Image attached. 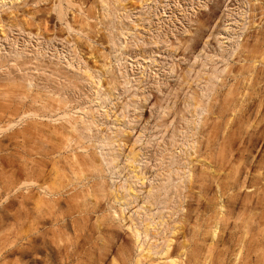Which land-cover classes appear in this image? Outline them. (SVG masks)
<instances>
[{
	"label": "bare ground",
	"instance_id": "1",
	"mask_svg": "<svg viewBox=\"0 0 264 264\" xmlns=\"http://www.w3.org/2000/svg\"><path fill=\"white\" fill-rule=\"evenodd\" d=\"M18 1L20 0H7V2L0 0V5H10ZM51 2L49 8L53 15L51 21L56 23L58 21L60 27L64 25L67 30L75 31L87 38L89 25L79 16L80 11L84 12V2L82 0H51ZM94 3L95 9L98 10L99 24L108 26L104 23V18H109L111 14L106 16L100 13V9L105 11L109 8L106 7V1L94 0ZM116 3L120 9L119 1L116 0ZM122 10L126 11V8L122 7ZM32 15L30 11L22 13L20 17L12 14L9 19L17 20H10L8 28L20 29L29 35L33 34L45 39L43 34L39 32L37 35L29 28V23L34 24L35 21L36 29L44 31L45 19L37 20ZM67 15H69L68 19ZM2 23L1 19L0 36L5 39L7 35ZM202 27L205 25L201 24L195 28V33ZM263 27L264 21L258 28ZM103 37L104 43L112 42L110 33L104 34ZM194 40L190 37L185 49L189 47L193 49ZM75 41H78V38ZM244 46H240L242 49L240 51L246 48ZM76 49L84 61V68L79 70L78 79L88 90L87 99L97 109L96 115L92 113L90 116L91 122L95 119L99 121L98 114L104 121L108 120L110 114L112 120L110 125L116 129L110 135L106 129L97 128L98 136H85L82 134V129H77L79 117L71 120L69 116L68 120L60 122L58 126L41 130L38 127L40 119L51 120L58 116L56 112H60L62 117L68 116L76 107L66 111L71 101L62 98L57 88H52L53 94L58 95L57 98L48 96L47 93L32 91L29 86L37 77L33 74H28L26 77H8L0 81V243L5 244L10 239H26L31 247L36 242L35 238L41 235L42 246L46 247L45 256L51 252L57 254L62 247L59 255L61 252L65 253V250L69 252L63 254L67 258L65 264H75L78 258L76 239L74 242L71 241V235L74 238L82 235L90 243L94 242L92 248L94 258L90 264H229L228 257H234L232 264H235L241 250L245 249L246 257L255 254L250 249L248 236L253 226L256 225V228L264 226L262 213L264 212V83L261 85L260 82L259 85V81L252 79L257 74V67L259 65L264 67V49L247 47L248 50H245L247 53L242 58V72L239 74L241 80L233 81L238 84H230L223 94L219 95L216 90L208 106L205 105L208 113L206 112L207 115L200 121L201 125H198L200 130L196 129V132L193 124L194 129L190 135H196V139L187 146L186 151L180 148L186 156L183 165L188 168V179L184 181L182 177L186 174V168L181 169L182 176H174L170 168L174 160L172 154L162 155L161 162L167 163L169 167L154 176L157 180L160 178L158 184L146 187L143 195L138 194L136 185L144 186L150 180V177L146 176L147 172L140 171L138 167L141 158L145 155L132 148L125 149L122 136L126 132L119 130L121 126L124 128L130 123L126 120L127 115L122 113L127 111L130 104H122L120 113L113 108L102 109L106 100L115 99L118 79L109 67L96 65L89 44H86V50L79 49L77 45ZM123 54L126 55L125 49L119 56ZM21 55L17 53L16 56ZM34 60L38 61V56H35ZM114 60L117 62L119 58L116 57ZM0 68H3V65L0 64ZM48 68L50 67L37 63L22 62L8 69L9 71H46ZM190 71L191 68H188L187 72ZM261 75L264 78V69ZM260 79L262 80V76ZM199 80L209 82V76L199 73ZM222 80H220L221 84L224 85ZM184 81L188 82L185 76H183ZM253 81L257 82L256 85L258 84L259 87L254 88ZM129 83H131L130 79L124 82V84ZM102 88L103 92H101ZM188 88L192 90L189 105L193 108L190 114L194 117L196 109L201 108L203 103L199 93L193 90L191 85ZM186 102L187 99L184 103ZM131 103L136 108V102L132 100ZM56 118L61 120L60 117ZM208 120L212 121L210 125L206 124L210 122ZM21 124H24L22 128H18L17 126ZM87 139L88 142L90 141L89 144L84 143ZM101 148L107 150L104 153L101 150L97 153ZM78 150L83 153H78ZM196 155H199V158L194 157ZM120 157H122V165L119 163ZM196 164H199L198 168H194ZM117 170L119 175L126 172L123 175L124 183L112 187L106 180L105 174H115ZM174 179L179 182L183 180L178 186L179 184L185 186L187 192L184 199L187 202L183 205L179 200L178 211L185 212L170 226L169 219L164 221L161 215L157 221H154L151 207L160 203L156 196L159 198V192L162 190L166 192L168 183ZM180 187L179 189L176 187L179 193ZM252 187H254L253 193L246 195V190ZM189 196L196 197L197 206L202 208L201 215L196 214L198 217L192 219L193 224L192 220L188 219L187 213L189 211L190 214L191 210L189 208L187 210ZM137 201H139L137 207H132ZM259 209H262L260 212L263 215L258 212ZM137 210L147 212L145 220L140 219L141 212ZM91 220L92 224H90ZM47 224L53 227L50 232H46L43 228ZM164 224L168 226L169 236H164L163 245L159 247L155 243L145 245L146 240L149 242L152 237L162 232ZM19 225L21 227L23 225V228L26 225L28 231H24ZM12 226L19 229L16 228L14 232ZM44 231L50 234L54 242L66 241L67 244L64 243L66 246H60L61 248L58 246L59 250L54 244L52 245L55 248L48 246ZM52 257L50 260L53 259Z\"/></svg>",
	"mask_w": 264,
	"mask_h": 264
},
{
	"label": "rangeland",
	"instance_id": "2",
	"mask_svg": "<svg viewBox=\"0 0 264 264\" xmlns=\"http://www.w3.org/2000/svg\"><path fill=\"white\" fill-rule=\"evenodd\" d=\"M82 1L84 2V12L80 11L79 16L89 25L90 30L87 33V38L75 31L67 30L64 25L60 27L58 21L57 23L51 21L53 19V15L49 10L51 0H20L10 5H0V20L3 21V29L7 35L5 39L0 36V64L3 65V68H0V81L8 77H26L28 74H33L37 77L32 80L29 86L32 91L47 93L48 96L57 98L58 95L53 94L52 91V88H57L58 94L60 93L62 98L71 101L70 104L68 103L66 111H69L71 107H76L65 117H62L60 112H56V115H58L56 117H60L61 120H56V117L51 120L40 119L38 127L41 130L58 126L60 122L68 120L70 116L71 120L79 117L77 129H82V134L85 136H98L97 128H104L107 133L112 135V131H115L116 127L110 125V121H112L110 114L108 120L104 121L98 114V118H96L99 121L97 122L95 119L91 122L90 116L92 113L96 115L97 109L87 99L88 90L78 79L79 70L84 68V61L76 49V45L79 49L86 50V44H89L96 65L98 67L103 65L109 67L118 79L115 99L112 98V101L106 100L102 105V109L113 108L114 111L117 110V113H120L122 104H130L127 111H122L127 115L126 120L130 123L124 128L121 126L119 130L126 132L122 136L125 149L132 148L145 155L141 158L142 161L138 167L140 171L147 172L146 176L150 177V180L144 186L136 185L138 194L143 195V190L146 187L158 184L160 178L157 180L154 176L169 167V165H166L167 163L161 162L162 155L172 154L174 160L170 168L174 176L183 175L181 169L186 168L183 165V159L186 156L180 151V148H184L186 151L187 146L196 139V135L191 136L194 129L193 124L195 130L199 131L200 121L207 115V108L205 109V107L208 106L207 104L216 90L219 95L223 94L230 84L241 80L239 74L242 72V58L247 53V47L251 49L255 46L264 49V27L258 28L263 25L264 21V0H149L146 3L145 0H118L120 9H118L116 0H105L106 7L109 8H106L105 11L100 9V13L106 16L111 14L109 18H104V23L108 26L99 24L97 19L98 10L95 9L94 0ZM2 2H7V0H2ZM122 7H125L126 11L122 10ZM27 11L33 13L32 17L37 20L45 19L46 29L44 31L36 29L35 21H33L34 24L29 23L31 31L37 33V35L40 32L45 39L33 34L29 35L20 29L8 28L10 20H17L14 18L9 19V16L15 14V16L20 17L22 13H27ZM66 18L68 19L69 15ZM201 24L205 25L206 28L202 27L200 31L195 33V28H198ZM259 30L261 31L259 32ZM108 33H110L112 40L110 44L104 43L103 35ZM190 37L195 39V43H192L194 48L185 49L186 42ZM77 38L78 41H75ZM260 44L263 45L260 46ZM239 45L246 48L240 51L242 49ZM124 49L126 55L119 56ZM17 53L22 55L17 57ZM35 56H38V61L34 60ZM116 57L119 58L117 62L114 60ZM22 62L37 63L50 68L46 71H9L8 68ZM258 67L262 68V71ZM258 67L257 74L253 76L252 80L259 81V85L260 82L262 85L264 78L261 74L264 67L260 65ZM77 68L79 69L77 70ZM188 68H191L189 73L187 72ZM199 73L208 75L209 82L198 81ZM183 76L187 77L188 82H183ZM261 76L262 80L260 79ZM235 77L236 79H234ZM97 78L99 79V76ZM128 79L131 83L124 84ZM220 80L224 85L221 84ZM253 82V86L255 84L254 88L259 87L258 84L256 85L257 82ZM189 85L199 93V98L203 103V106L202 104V107L200 106L201 108L196 109V116L194 117L190 114L193 108L189 105L191 104L189 99L192 96V90L188 88ZM101 92H103V88ZM185 99H187L186 103H184ZM132 100L136 102V108L133 107ZM115 104L116 106H114ZM211 122H206V124L210 125ZM23 125L17 127L22 128ZM84 143L89 144L90 141L88 142L87 139ZM194 146L196 147V145ZM65 150L68 151V149ZM100 150L104 153L107 148H101L97 153ZM77 152L83 153L81 150ZM197 156L199 158V155L194 157ZM119 163L122 165V157L119 158ZM198 165L196 164L194 168H198ZM187 169H185L186 174L182 176L184 181L189 177ZM118 172L119 170L115 171V174H105L106 180L112 187L124 183L123 175L126 172L121 175ZM180 182L183 183V180ZM180 182L177 179L170 181L166 192L162 190L159 192L160 197L156 196L157 201L160 203L151 207L154 221H157L159 215H161L164 221L169 219L168 224L171 226L185 212L184 210L178 211L179 200L183 202V205L187 202L184 199L187 190L184 189L185 186L183 185L179 184L178 186ZM176 187L181 188L180 193ZM253 188L244 191L245 194H252ZM197 202L196 197L192 196L190 198L189 196L187 210H191L190 214L189 211L187 213L190 216H188L190 221L201 215L200 210L202 208L197 206ZM138 203L139 201L133 203L132 207H137ZM197 209H199V213L195 212ZM260 210L262 209H259V213H261ZM137 211L141 212L140 219L145 220L147 212ZM126 213L127 211H125ZM262 213L264 214V212ZM133 217L135 218L136 215ZM192 222L194 221L192 220ZM92 223L91 220L90 224ZM23 225L22 227L19 225L20 228L28 231L27 226L25 225L23 228ZM12 227L10 228L12 229ZM253 227L250 230L251 233L253 230H257L252 234L250 233L248 239L250 240V249L255 254L246 257L244 256L246 255L245 249L241 250L240 254L242 255L238 254V263L235 264H264V226L261 225L260 229L256 228V225ZM13 228L14 232L19 229L16 226ZM43 228L46 232L53 229L50 224L45 225ZM22 229L20 231H23ZM167 229V224H164L162 232L152 237L149 242L146 240L145 245L147 243H155L158 247L163 245L162 239L165 235L169 236ZM46 234V238H44L48 242V246L53 248H55L54 245L56 247L66 246V241L63 243L54 242L51 240L50 234ZM38 236L31 247L30 242L26 239H10L11 241L8 240L9 242H4L5 244L0 243L2 245H0L2 249H0V264H47L50 262V264L55 262L56 264H65L67 262V258L63 254L66 255L68 251L65 250V253L61 252V255H59L63 247L61 250L58 247L59 252L57 251V254L55 251V254L49 253L47 256L50 258L48 259L45 256L46 247L42 246V236ZM74 239H76L75 244L78 248V258H76L75 264H90L94 258L92 250L94 242L90 243L82 235L77 238L71 235V241L74 242ZM64 243L66 244L64 245ZM51 257L53 261L50 260ZM233 258L228 257L229 264H232ZM245 258H248V260ZM58 261L62 262L59 263Z\"/></svg>",
	"mask_w": 264,
	"mask_h": 264
}]
</instances>
